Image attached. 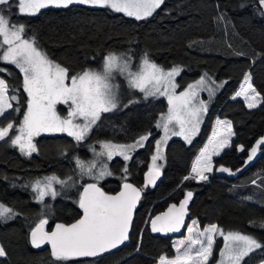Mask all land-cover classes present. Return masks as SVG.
I'll return each instance as SVG.
<instances>
[{
  "label": "trees",
  "instance_id": "obj_1",
  "mask_svg": "<svg viewBox=\"0 0 264 264\" xmlns=\"http://www.w3.org/2000/svg\"><path fill=\"white\" fill-rule=\"evenodd\" d=\"M0 13L11 24H23L24 35L34 39L51 60L67 68L69 75L99 69L102 57L114 52L130 56L133 63L147 55L162 68L180 67L179 88L202 75L222 82L196 138L189 145L180 139L168 142L160 181L142 190L129 241L110 255L58 261L47 249L34 251L28 236L42 218L48 220L50 229L54 223L70 224L80 217L81 188L89 181L61 175L73 154L86 156L90 141L127 143L145 133L157 135L155 123L167 109L165 99L131 104L103 115L87 143L76 145L65 135L42 136L35 140V153L24 157L7 138L0 141V203L17 213L9 221L0 219V247L6 252L0 264H154L163 256L172 258L171 239L152 237L149 221L168 204L178 203L188 191L193 193L189 221L194 219L199 228L216 224L223 231L253 236L264 245V148L257 162L241 177L216 174L221 166L232 172L237 170L245 153L239 155L236 147L243 146L246 152L264 131V102L248 110L241 100L232 99L249 75L253 88L264 101V7L260 0H164L143 20L82 5L45 8L28 16L18 12L16 0L0 5ZM0 68L11 73L0 72V77L10 85V94L12 87L18 89L15 94L20 101L0 117L5 125L9 121L14 124L11 136L25 110L27 97L19 71L5 64H0ZM16 106L20 111L14 113ZM216 119L232 125L234 138L230 148L214 159L215 171L209 181L184 180ZM153 139L151 136L127 165L119 159L112 161L110 168L116 176L99 184L105 193L115 194L125 176L126 181L142 189ZM50 173L59 174L60 180H68L67 183L73 181L72 186L55 184L58 195L39 203L31 184ZM220 245L221 239H216L208 264L215 261ZM243 264H264V247L246 256Z\"/></svg>",
  "mask_w": 264,
  "mask_h": 264
},
{
  "label": "snow or ice",
  "instance_id": "obj_2",
  "mask_svg": "<svg viewBox=\"0 0 264 264\" xmlns=\"http://www.w3.org/2000/svg\"><path fill=\"white\" fill-rule=\"evenodd\" d=\"M10 0H0V5H8ZM79 3L93 7L110 8L115 12L124 13L136 20L145 19L161 6L163 0H18V10L23 15H35L42 8L54 6L67 8ZM264 5V0H260ZM23 24H11L9 18L0 13V64H11L22 75V89L26 93V110L19 127L9 121L5 125L0 122V141L6 138L13 146H18L21 153L31 156L37 150L33 138L41 133H66L77 144L84 141L94 126L101 121L103 113L123 110L138 102L129 98L121 103L119 85L114 83L116 75L123 76L129 89L143 93L145 99L150 96H165L168 101L167 113L162 115L156 124L163 130L164 135L156 141L155 154L151 156V164L145 174V185H155L161 174L162 165L157 162L163 160V147L170 136H181L189 144L199 130L202 114L207 111L203 101H197L198 89L203 90L205 79L202 77L196 84H189L187 89L176 94L174 77L181 69L173 67L165 70L145 55L139 65L133 68L132 58L128 55L110 52L102 57L101 70H83L69 75L67 68L51 60L39 48L34 39L25 35ZM0 72L11 73L5 68ZM211 94L214 90L207 89ZM16 87L11 88L4 77H0V117L13 103L19 104V97L15 93ZM244 96L249 108L257 106L258 96L250 83V77L245 76L244 84L236 96ZM236 97L234 96L233 99ZM264 102V101H260ZM67 106V115L58 114L56 106ZM14 111L19 112V107ZM208 143L201 149L199 156L193 163L191 174L184 180L196 179L206 181L213 170V156H219L221 151L230 146L232 125L229 121H216ZM149 135H141L131 144L101 143L103 151L96 155L107 157L119 155L125 161L131 159V153L143 147ZM264 145V138L256 141L250 149L245 165L257 155L258 149ZM240 151H245L243 146ZM95 153V149L92 148ZM76 164L82 175H89L95 181L87 184L80 194L78 205L82 210V217L70 225L56 224L55 230L45 231L47 219H40L31 231V244L40 248L44 244L51 246V255L58 261H67L80 257H93L110 251L129 239V228L132 222L133 211L141 198L143 189L124 182L122 190L116 195L106 194L98 186V182L106 176L112 175L106 163H101L98 172H93L95 163L87 167L78 158ZM242 169H238L240 171ZM127 168L124 172L127 173ZM218 171L235 174L227 167H219ZM126 181V176L122 177ZM66 181L56 176H48L43 180L37 179L31 184L36 193L35 199L43 203L45 197L53 199L58 195L54 184H65ZM193 193L188 191L179 206L173 204L166 212L157 215L151 220L153 232L175 233L185 227L187 206ZM17 213L0 203V219H10ZM217 236L222 237L224 244L219 252L217 264H243L244 258L256 249L264 247L253 236L241 233H225L218 225L211 224L200 230L197 222L187 227V236L175 244L176 256L174 259L160 258V264H208L213 253ZM198 246V247H197ZM6 255L0 247V257Z\"/></svg>",
  "mask_w": 264,
  "mask_h": 264
},
{
  "label": "rangeland",
  "instance_id": "obj_3",
  "mask_svg": "<svg viewBox=\"0 0 264 264\" xmlns=\"http://www.w3.org/2000/svg\"><path fill=\"white\" fill-rule=\"evenodd\" d=\"M16 1H17V9H18V0H16ZM163 1H164V0H163ZM71 5H82V6L92 7V8H100V7L89 6V5H86V4H79V3H74V4H71ZM47 8H57V7L49 6V7H47ZM61 8H63V7H61ZM42 9H45V8H42ZM42 9H40V10H42ZM104 9H107V10H110V11H112V12H115V11L111 10L110 8H104ZM157 9H158V8H157ZM157 9H156V10H157ZM40 10H39V11H40ZM156 10H155V11H156ZM155 11H154V12H155ZM18 12H19V10H18ZM154 12H153V13H154ZM115 13H119V14H121V15L127 17V18H130V19H134V20H136L134 17H128V16H126L124 13H120V12H115ZM36 14H37V13H36ZM36 14H35V15H36ZM22 15H23V14H22ZM28 16H34V15H28ZM149 17H150V16H149ZM147 18H148V17H147ZM145 19H146V18H145ZM142 20H143V19H142ZM29 39H30V38H29ZM140 62H141V61H139L138 63H133V62H132L133 68H136V67L139 65ZM5 65H10V66L14 67V66L11 65V64H5ZM175 67L181 69V68L178 67V66H175ZM14 68H15V67H14ZM172 68H173V67H172ZM172 68H167V69L163 68V69H165V70H171ZM15 69H16V68H15ZM101 69H102V65H101V67H100L99 69H91V70H101ZM16 70H18V69H16ZM18 71H19V70H18ZM180 73H181V71L179 72L178 75H176V76L174 77L175 83H176V85H177L176 90H175L177 95H179L181 92L185 91V90L187 89V86H188L189 84H196V83H197L202 77L205 79V85L203 86V90L198 89V95H197V97H196V100H197V101H203L204 104L206 105V107H207V111H208L209 106L213 103V101H214V99H215L217 93L219 92V90H220V88H221V86H222V82H221V81H215V80H214L212 77H210V76L202 75V76H200L198 79H196L195 81H193V82L187 84L185 87H183V88H179V84H178V82H177V79H178V77L180 76ZM248 76H249V75H248ZM249 77H250V76H249ZM244 79H245V77H244ZM244 79H243V81H244ZM114 83H116V84L119 85V93H120L121 103H126L127 100H128L129 98H135L136 100H138L137 103H144V102H147L148 100H151V99H158V98H163V99H165V101L167 102V109H166V111H165L164 113H162L161 115H159V117L157 118V121H156V123H155V129H156L157 135L153 136V135L150 134V133H145V134H148V135H149V138H150L151 136L154 137V139H153V151H152V153H151V155H150V157H149L148 163H147V164H148V165H147V171H148V167H149L150 164H151V156H152L153 154H155V144H156V141L159 140V139L164 135L163 130H162L161 128H157V127H156V124H157V122L159 121L160 117H161L162 115H164V114L167 113V110H168V101H167V97H165V96H155V97L150 96V97H148L147 99H145L144 96H143V93H140L138 90H135V89H129V88H128V86H127V82H126V80H125V78H124L123 76L116 75V79H115ZM250 83H251V78H250ZM242 85H243V82H242ZM208 88H211V89H213L214 91L210 94L209 91L207 90ZM240 90H241V89H240ZM240 90H239V91H240ZM256 93H257V92H256ZM11 94H12V93H11ZM25 94H26V93H25ZM16 95H17V94H16ZM26 97H27V96H26ZM236 99H237V100H241V101L243 102V104L245 105V107H246L248 110L256 109V108L259 107L260 104L262 103V102H260V101H262V98H261L260 95H259L258 98H257V99H258L257 106L254 107V108H249V107H248V103H247V101L244 99V96H243V95H241V96H236V98L233 99V100H236ZM12 103H13V105H14V104H15V105L17 104L16 102H12ZM137 103H136V104H137ZM129 106H130V105H129ZM16 108H17V106H16ZM56 109H57L58 114L61 115L62 117H64V116L67 115V106H66V105L58 104V105L56 106ZM25 110H26V106H25ZM25 110H24V111H25ZM118 110H119V109H118ZM118 110H116V111H118ZM9 111H11V109H9L7 112H9ZM116 111H113V112H110V113H103V114L101 115V117H102L103 115H105V114H111V113H114V112H116ZM207 111H206L205 113L202 114V117H201V123H200V125H199V130H200L202 124H203V121H204V119H205V116H206V114H207ZM7 112H6V113H7ZM6 113H5V114H6ZM14 113H17V112L14 111ZM22 120H23V114H22V116H21V118H20V121H19L18 125H16L15 128H18V127H19V124H20V122H22ZM218 120H220V121H226V120H222V119H218ZM215 121H216V120H215ZM97 124H98V123H97ZM214 125H215V124H214ZM214 125H213V126H214ZM95 127H96V126H94L93 129H94ZM217 127H218V126H217V124H216V125L214 126V129H217ZM93 129H92V130H93ZM212 129H213V128H212ZM92 130H91V132L88 134V136L86 137V139H85L84 141L80 142V144H83V143H85V142L87 143V141L89 140V137H91ZM199 130H198V132L196 133V135L192 138V141L196 138L197 134L199 133ZM211 132H213V130H212ZM232 133H233V132H232ZM145 134H143V135H145ZM62 135H65L66 137L69 138V136H68L66 133H59V132H58V133H41L39 136H36V137L33 138V143H35V140H36L37 138L42 137V136H45V137L60 136V137H61ZM209 136L211 137L212 134L210 133ZM139 137H140V136H139ZM139 137H138V138H139ZM70 138H71V140L74 142V144L77 145L76 141H74L72 137H70ZM138 138H137V139H138ZM233 138H234V135L232 134V136H231V140H230V146H231V142H232ZM172 139H180V140H182L185 144L189 145V143L186 142V141L183 139V137H181V136H178V135H176V136H170V138L167 140V143H166V144L164 145V147H163V157H164V158H163V160H160V161L157 162L158 164L162 165V167H161V172L164 170V167H165V149H166V146H167L168 142H169L170 140H172ZM135 140H136V139H135ZM135 140H134V141H135ZM148 140H149V139H148ZM148 140H147V141H148ZM134 141H132V142H127V143H115V142H112V141H109V140H104V139H99V141L97 140L96 142L94 141L95 143H94L93 141H90V142H89L90 144H87V151H88L87 155H86V156H81V155H79L78 152H77V153H74L73 156H72V161H70V162H71L70 165L68 166L67 170L63 169V173H62L61 175H70V177H73V179H77L78 181H80V180H81V181L85 180V181H89V182L93 183V182H95V181L91 178V176H89V175H82V174H81V170H80V168H79V167L77 166V164H76V159L78 158L81 162H83V163L85 164L86 167H87V165H89V163H95V164H96V168L93 169V172H94V173L99 171V167H100L101 163H106L107 166H108L109 171L112 173V170H111V168H110V165H111V163H112L113 160H115V159H119V160L123 161L125 165H127L128 162H129L130 160L125 161V160H124L121 156H119V155H115V156H113V158H112L111 160H107V157H106V156H105V157H100V156L96 155L97 153H100L101 151H103V149L101 148V143L108 142V143H113V144H131V143H133ZM147 141H145L144 146H145V144H146ZM144 146H143V147H140V148H137L135 151H133V152L131 153V158H132V156H133V154H134L135 152H137L138 150L144 148ZM230 146L224 148V149L221 151L220 155H221L225 150L229 149ZM14 147L19 151V153H20L22 156H24V157H30V156H26V155L22 154L18 146H14ZM92 148L95 149V153L92 151ZM34 153H35V152H33L31 155H33ZM197 155L199 156V152H198ZM220 155H219V156H220ZM196 157H197V156H196ZM216 157H218V156H213V157H212V162L214 161V159H215ZM196 159H197V158H194L193 162L196 161ZM192 164H193V163H192ZM191 167H192V166H191ZM214 171H215V169H214V162H213V170H212L211 172H209V173H206V175L208 176V179H207L206 181H209V179L211 178V175L213 174ZM71 173H72L73 175H72ZM190 174H191V169H190V173H189V175H190ZM49 175H50V176H53V175H54V176H56L58 179H60V177H58L59 174H57V173H50ZM114 176H116V175H114V174L112 173V175L104 177L103 179H101V180L98 182V185H99L101 182H103L104 180L108 179V178H109V179H110V178H114ZM46 177H48V176H46ZM68 177H69V176H68ZM44 178H45V177H42V178H40V180H43ZM66 178H67V177H66ZM66 178H64V179H66ZM65 181H66V183H65L66 188L72 186V182H73V181H72V182H69V183H67L68 180H65ZM193 181H194L195 183H203L202 181H199V182H198L196 179H193ZM206 181H205V182H206ZM54 188H55V184H54ZM55 189H56V188H55ZM45 198L53 199L51 196H48V197H45ZM36 201H37V200H36ZM11 219H12V217H11L10 219H3V220H5V221H9V220H11ZM192 221H195V220H194V219L190 220L189 223H188V225H187V227L192 225ZM208 226H209V225H207V226H205V227H203V228H199L198 225H197V227H198L200 230H203L204 228H206V227H208ZM187 227H186V231H185V233H184V235H183L182 237L171 239L172 249H173V252H174V256H173L172 258H168V259H174V258H175V256H176L175 244H176V242H177L178 240L184 239V238L187 236ZM224 232H225V233H228V231H224ZM234 233H237V232H234ZM216 239H221V245H220V247H219V249H218L217 257H216L215 261L213 262V264H217V261L219 260V252H220V250L222 249L223 244H224V241H223L222 237L217 236ZM214 245H215V244H214ZM197 247H198V246H197ZM213 249H214V247H213ZM212 255H213V253H212ZM163 257H164V256H163ZM1 258H4V256H3V257H0V259H1ZM166 258H167V257H166ZM211 258H212V256H211ZM211 258H210V259H211ZM210 259H209V260H210ZM154 264H160V258L157 259V260L154 262Z\"/></svg>",
  "mask_w": 264,
  "mask_h": 264
},
{
  "label": "water",
  "instance_id": "obj_4",
  "mask_svg": "<svg viewBox=\"0 0 264 264\" xmlns=\"http://www.w3.org/2000/svg\"><path fill=\"white\" fill-rule=\"evenodd\" d=\"M262 6L264 7V5H262ZM261 138H264V131H263L262 135H261L259 138H257V139L253 142V144L251 145V147H250L246 152H244V151H240V150H239V148L241 147L240 145H238V146L236 147L237 152H238L239 155H242V154L245 153V158H244V160H243V163H242V165L238 168V169H242V170L238 171V169H237V170L233 171L235 174H231V175H230V174L227 173V172H220V171H218V169H219V168H218V169L216 170V174H217L219 177H222V176H230V177H234V178H239V177H241V176H242L245 172H247V171H248V170H249V169H250V168H251V167L257 162V160L260 158L261 150L264 148V145H262L261 148L258 149L256 157H255L251 162H249V163H247V164L245 165V162H246V160H247V156H248V154H249V152H250V149H251L252 147H254V146L256 145V141L259 140V139H261ZM160 179H161V175H160L159 178L156 180L155 185L158 184V182L160 181ZM124 182L131 183L130 181H124ZM124 182H123V183H124ZM89 183H91V182H89ZM89 183H85V184L82 186V188H81V193H82V191H83V188H84L87 184H89ZM123 183L120 185L119 190H118L115 194H109V195H116V194H118V193L122 190V185H123ZM131 184H132L134 187H137V186H135L133 183H131ZM144 185H145V177H144V183H143V185H142V189H143V190H145L147 187H153V186H155V185H149V186H147V187H144ZM98 186H99V185H98ZM99 187H100V186H99ZM100 188H101V187H100ZM137 188H139V187H137ZM101 190L103 191L102 188H101ZM81 193H80V194H81ZM106 194H107V193H106ZM141 194H142V192H141ZM185 196H186V194L183 196V198H182L178 203H170V204H168L167 207L164 209V211H162V212L159 213V214H156L155 216L163 214V213L166 212V211L168 210V208H169L171 205H173V204L179 206L180 202L185 198ZM139 201H140V200H139ZM139 201L137 202L136 207L138 206ZM190 201H191V199H190ZM190 201H189V204H188V206H187V215L185 216V221H184V223H185V227L181 228L180 232L167 233V234H165V233H161V232H153V231H152V228H151V220L154 219V217H155V216H153V217L151 218V220L149 221V231H150L151 236L154 237V238H160V239H174V238H180V237H182V236L184 235L185 231H186L187 223H188V221H189V219H190ZM80 210H81V209H80ZM135 213H136V208H135L134 211H133L132 222H131V225H130V228H129V238H130L131 231H132V226H133V222H134V218H135ZM82 214H83V213H82V210H81V215H80V217H79L78 219H80V218L82 217ZM78 219H77V220H78ZM77 220H76V221H77ZM76 221H74V222H72V223H75ZM72 223H70V224H72ZM56 224H64V223H60V222L54 223V224L50 227V229H47V224H46V225H45V231L51 232V231L55 230V225H56ZM70 224H65V225H70ZM31 231H32V230H31ZM28 241H29V245H30V247H31L34 251L40 252V251H44L45 249H47V250L50 252V254H51V246H50L49 244H44V245H42L40 248H35V247H33V245L31 244V232L29 233ZM128 241H129V239L126 240L123 244H120L118 247H116V248H114V249H111L110 251L103 252V253H101V254H99V255H97V256H93V257H80V258H74V259L97 258V257H100V256L110 255V254H112V253L117 252L119 249L123 248L124 246H126L127 243H128ZM51 256H52V255H51ZM52 257H53V256H52Z\"/></svg>",
  "mask_w": 264,
  "mask_h": 264
},
{
  "label": "crops",
  "instance_id": "obj_5",
  "mask_svg": "<svg viewBox=\"0 0 264 264\" xmlns=\"http://www.w3.org/2000/svg\"><path fill=\"white\" fill-rule=\"evenodd\" d=\"M243 82V84H244V81H242ZM241 85H242V83H241ZM241 85H240V87H239V89L237 90V92L241 89ZM236 92V93H237ZM236 93L233 95V97L235 96L236 97ZM233 97H232V99H233ZM218 119H216V121H217ZM216 121L214 122V124L216 125ZM214 125V126H215ZM214 126H213V129L212 130H214ZM211 134H212V132H211ZM209 138H210V136H209ZM209 138L207 139V141H206V143L204 144V146L208 143V140H209ZM204 146L202 147V149L204 148ZM201 151V150H200ZM200 151H199V154H200ZM197 157H198V155H197ZM197 157H195V158H197ZM195 162V161H194ZM193 162V163H194ZM193 165V164H192ZM192 168V167H191Z\"/></svg>",
  "mask_w": 264,
  "mask_h": 264
}]
</instances>
